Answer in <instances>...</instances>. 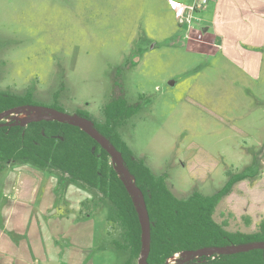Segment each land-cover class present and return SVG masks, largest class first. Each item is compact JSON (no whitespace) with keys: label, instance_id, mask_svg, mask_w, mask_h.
Segmentation results:
<instances>
[{"label":"rangeland","instance_id":"374dc122","mask_svg":"<svg viewBox=\"0 0 264 264\" xmlns=\"http://www.w3.org/2000/svg\"><path fill=\"white\" fill-rule=\"evenodd\" d=\"M173 1L193 5L198 0H0V90L29 91L36 106L50 107L57 97L63 111L84 110L99 122L111 98L121 94L130 104L138 102V112L118 131L153 174H165L168 188L179 198L195 192L212 195L231 174L258 162L259 176L231 188L242 198V211L231 208L232 213L222 197L213 214L216 221L227 219L228 230L252 232L264 215V42L242 40L238 45L246 51L225 52L227 57L221 50L209 51L210 37H200L198 30L209 25L205 11L211 12L214 3L209 0L203 14L200 8L181 24L170 6ZM189 28L194 29L191 36ZM255 54L262 57L260 69L247 75L244 56ZM34 111L39 110L23 108L4 120L19 122L38 113ZM60 175L26 162L7 163L0 170V227L9 203L35 197L40 205L53 193L56 198ZM53 184V190L45 189ZM66 195L73 202L82 197L79 213L96 215L92 264H124L128 252L112 243L121 242V231L109 202L99 201L95 189L68 183L56 200L58 213L66 208ZM36 211L32 215H41L43 234L62 230L60 223ZM244 214H250L248 225L241 219ZM21 233L8 232L22 248L26 237ZM55 240L61 247L68 244L57 235ZM183 256L175 254L166 263ZM33 264L57 263L37 259Z\"/></svg>","mask_w":264,"mask_h":264},{"label":"trees","instance_id":"16d2710c","mask_svg":"<svg viewBox=\"0 0 264 264\" xmlns=\"http://www.w3.org/2000/svg\"><path fill=\"white\" fill-rule=\"evenodd\" d=\"M56 98L50 107L63 111ZM30 105H38L31 92L16 94L0 90V113ZM140 107L138 102L130 104L120 94L105 103L101 122L93 120L87 111L75 113L91 119L95 128L121 153L125 168L144 196L151 237L147 263L165 264L175 254L187 250L264 241V216L252 232L228 230L227 219L216 221L213 217L216 205L231 191L234 183L259 176L260 164L255 162L231 174L225 185L212 195L195 192L186 198L176 197L167 186L165 174H153L142 159L134 156L118 131ZM0 122L3 123L0 125V170L9 162L19 161L60 171L55 187L56 200L63 196L68 183L95 189L100 194L99 201L109 202L113 222L121 231V242L112 240L113 245L128 252L124 264L134 261L138 264L142 244L136 204L109 153L79 126L66 121L38 119L20 124L6 123L2 119ZM83 213L84 217L91 215L88 210ZM241 219L247 225L251 222L248 214L241 215ZM187 264H264V249L202 255Z\"/></svg>","mask_w":264,"mask_h":264},{"label":"crops","instance_id":"0c3cea01","mask_svg":"<svg viewBox=\"0 0 264 264\" xmlns=\"http://www.w3.org/2000/svg\"><path fill=\"white\" fill-rule=\"evenodd\" d=\"M211 2L214 3V7L211 12L205 9L206 15L204 16L205 18H209L210 15L211 21L209 20L207 23L209 25H202L198 30L200 37L202 35L210 37L209 45L211 46V50L209 51L215 52V50H221L227 57L225 52L232 53L234 50L240 52L246 51L245 48L238 45L242 40H249L254 45L263 44L264 0H211ZM204 8L205 7H202L200 10L201 12L199 11L201 14H203ZM225 24L231 25L227 27ZM210 29L212 30L211 33ZM192 31H194V29L192 30L189 28L187 34L190 35ZM246 53V55H248L251 52ZM256 54L252 59H247V56H244L247 63L243 65V68L247 75H250V72L255 74L257 70L259 71L260 69L262 57L257 58ZM228 59L233 61L230 58ZM48 186L50 188H45L46 190H53L55 187L54 184ZM235 191L236 190L231 189V191L224 196L226 204L227 202L229 203V205H227L232 213L234 212L231 208L237 210V212L242 211V208L239 209L241 204L238 203V200H242V198L234 196L236 195ZM66 193L68 195L69 191ZM67 195L64 200L66 208L64 209L65 211L63 210L61 213H58L55 209L56 198L54 193L52 197H48V200H41L40 205L37 203L35 197H32L28 203L15 201L8 204L7 213L4 217L3 213L1 214L0 264H33L37 259L57 264L96 263L95 260L89 257L91 256L90 252L95 248L96 238H98L96 231V215L91 214L84 217L79 213V202H81L82 197L73 202ZM1 203L4 206V203ZM263 207L264 205H262L261 208L263 209ZM34 210L40 211L44 217H48L46 219L50 218L60 223L61 227H63V231L58 230L52 235H48V232L43 234L44 225L42 226L40 220L37 218V215L39 216V214L36 213L37 211L35 212L36 215H32ZM16 211H20L22 216H19ZM263 216L264 215H260L257 221ZM39 217H41V215ZM109 218L106 212V221L109 220ZM20 227H23L21 229L23 237L27 238L21 239L22 248L16 243V240L8 234L10 231L12 233L21 231L19 230ZM56 235L66 239L68 244L62 247L58 246L55 240ZM20 252H22L21 258L19 257Z\"/></svg>","mask_w":264,"mask_h":264},{"label":"water","instance_id":"95a60500","mask_svg":"<svg viewBox=\"0 0 264 264\" xmlns=\"http://www.w3.org/2000/svg\"><path fill=\"white\" fill-rule=\"evenodd\" d=\"M23 108L38 109L40 112H42V115L37 116L35 118L20 119L19 122H14V123L24 124L30 120H38V119L57 120L60 122L66 121L73 125L79 126L82 130H84L92 138H94L101 145V147L104 148L109 153L112 161L116 166V169L119 171L120 175L122 176V179L125 182L126 187L128 191L131 193L133 200L135 201L136 204V210L139 216V222L141 227V244H142V251L140 257L137 260V263L148 264L147 257L150 250V239H151L148 211L141 190L135 185L133 177L129 174L128 170L124 166L121 153L115 148L114 145L110 144L109 140L105 136H103L95 128L93 121L91 119H88L77 113H67L65 111H61L49 106L30 105V106H20L18 108H11L5 110L0 113V120ZM2 124L3 123L0 122V125ZM255 248L264 249V241H260L258 243H250V244L222 246V247H217L215 249L200 248L197 250L183 251L181 253H183L184 256L181 258L180 261L174 264H187L193 258H198L199 256L202 255H211L214 253L233 254L238 252H245Z\"/></svg>","mask_w":264,"mask_h":264},{"label":"built area","instance_id":"2783aa9c","mask_svg":"<svg viewBox=\"0 0 264 264\" xmlns=\"http://www.w3.org/2000/svg\"><path fill=\"white\" fill-rule=\"evenodd\" d=\"M209 0H198L193 5H185L181 2H171L170 6L174 10L175 17L181 24L190 22L192 14L202 8Z\"/></svg>","mask_w":264,"mask_h":264},{"label":"bare ground","instance_id":"6f19581e","mask_svg":"<svg viewBox=\"0 0 264 264\" xmlns=\"http://www.w3.org/2000/svg\"><path fill=\"white\" fill-rule=\"evenodd\" d=\"M33 112V111H32ZM34 112H38V113H33L31 116H30V118H35L37 115H39V111H34ZM42 114V113H41ZM28 117V116H27ZM23 119L25 118V117H22ZM25 119H27V118H25Z\"/></svg>","mask_w":264,"mask_h":264},{"label":"flooded vegetation","instance_id":"af4514ba","mask_svg":"<svg viewBox=\"0 0 264 264\" xmlns=\"http://www.w3.org/2000/svg\"><path fill=\"white\" fill-rule=\"evenodd\" d=\"M6 122V121H5ZM6 123H9V122H6Z\"/></svg>","mask_w":264,"mask_h":264}]
</instances>
